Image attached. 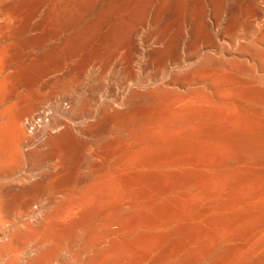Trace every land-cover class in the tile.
Masks as SVG:
<instances>
[{
    "label": "bare ground",
    "instance_id": "6f19581e",
    "mask_svg": "<svg viewBox=\"0 0 264 264\" xmlns=\"http://www.w3.org/2000/svg\"><path fill=\"white\" fill-rule=\"evenodd\" d=\"M0 264H264V0H0Z\"/></svg>",
    "mask_w": 264,
    "mask_h": 264
},
{
    "label": "rangeland",
    "instance_id": "374dc122",
    "mask_svg": "<svg viewBox=\"0 0 264 264\" xmlns=\"http://www.w3.org/2000/svg\"><path fill=\"white\" fill-rule=\"evenodd\" d=\"M40 120V119H39Z\"/></svg>",
    "mask_w": 264,
    "mask_h": 264
}]
</instances>
